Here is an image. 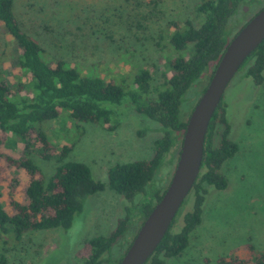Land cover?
I'll return each instance as SVG.
<instances>
[{
    "label": "rangeland",
    "instance_id": "1",
    "mask_svg": "<svg viewBox=\"0 0 264 264\" xmlns=\"http://www.w3.org/2000/svg\"><path fill=\"white\" fill-rule=\"evenodd\" d=\"M203 1L14 0L13 11L23 30L43 48L45 61L65 60L83 73L114 80L127 93L134 85L135 73L142 68L150 71L152 88H163L160 84L171 73L168 60L182 54L168 47L170 22L197 23L196 7ZM263 4L264 0H242L232 15L230 37ZM13 46V39L0 23V78L8 81L17 96L27 97L31 95L30 78L15 64ZM194 97L193 90L185 96L184 118L194 106ZM127 98L125 95L119 105L107 104L113 109L108 122H75L67 111L42 122L40 127L54 152L48 159L34 153L32 159L44 177L54 172L58 164L55 156L63 145L71 148L68 160L85 163L93 178L103 183L109 167L150 159L154 142L162 133L156 121L137 113ZM221 99L226 106L229 137L238 144V151L223 165L228 185L225 189L208 186L202 220L191 233L189 248L180 257L167 258L164 264H215L217 257L226 254L245 257L243 245L247 243L264 253V72L262 83L255 84L252 78L244 77L243 70L238 71ZM222 130L221 126L215 133V143ZM6 136L0 143V154L17 157L23 143L11 133ZM171 156L172 152L166 155L151 189L167 186L174 169ZM6 173L17 172L7 169ZM20 176L25 178L22 173ZM21 189L17 186L16 197L23 201ZM7 192L6 182H0L3 204ZM138 200L137 196L133 203ZM123 204V196L106 185L85 198L82 211L74 215L67 229L36 230L18 240L0 233V254L6 255L8 264H77L84 242L93 236H107L122 215ZM191 207L192 199L187 197L175 230ZM126 232L121 245L105 253L108 260L100 264H113L126 251L130 238Z\"/></svg>",
    "mask_w": 264,
    "mask_h": 264
},
{
    "label": "trees",
    "instance_id": "2",
    "mask_svg": "<svg viewBox=\"0 0 264 264\" xmlns=\"http://www.w3.org/2000/svg\"><path fill=\"white\" fill-rule=\"evenodd\" d=\"M241 2L205 0L196 7L197 23L192 20L183 23L171 21L168 47L182 54L168 60L171 73L160 84L163 88L159 89V85L152 88L151 73L142 68L135 73L134 85L126 93L114 80L83 73L65 60L54 63L45 61L43 48L23 30L16 18L14 0H0V23L14 41L15 64L30 78L31 88V95L17 96L8 81L0 78V143L7 138L6 133H11L23 143L17 157L0 154V182H6L8 189L5 204L1 201L0 193V233L10 234L18 240L22 235L36 230L67 229L74 215L82 211L85 198L107 185L123 196V213L107 236H93L84 242L77 264L107 261L108 258L103 255L121 245L127 230L130 234L128 247L166 188L165 185L151 189V184L170 152L172 156L169 162L172 167L175 166L187 121L182 116L185 96L193 90L194 105L204 91L231 38L232 15ZM240 70H243L244 77L252 78L255 84L262 83L264 40L247 56ZM20 87L18 85V91ZM125 95L137 113L156 121L162 133L154 142L153 156L109 167L107 181L103 183L93 178L85 163L68 160L71 148L63 145L55 156L58 164L54 172L45 178L32 159L34 153L48 159L54 152L53 144L40 127L41 123L57 118L62 111H67L75 122H108L113 109L107 104L119 105ZM225 107V103L220 101L208 124L200 172L187 195L192 199L191 209L185 211L181 226L175 230L186 197L164 237L143 264H164L167 258L180 257L189 248L192 231L201 223L208 186L217 189L227 187L223 165L238 151V144L229 137L230 126ZM221 126L223 130L215 143L214 135ZM173 149H177L176 154ZM7 169L17 173L7 175ZM21 173L25 176L23 180ZM17 186L22 187L23 201L16 197ZM137 196L139 200L134 204ZM243 246L247 256L221 255L216 258L215 264H264L263 252L255 250L249 243ZM124 252L113 264L119 262ZM0 264H8L3 253L0 254Z\"/></svg>",
    "mask_w": 264,
    "mask_h": 264
},
{
    "label": "water",
    "instance_id": "3",
    "mask_svg": "<svg viewBox=\"0 0 264 264\" xmlns=\"http://www.w3.org/2000/svg\"><path fill=\"white\" fill-rule=\"evenodd\" d=\"M264 40V5L230 38L186 121L171 178L117 264H143L154 252L199 172L205 134L228 83Z\"/></svg>",
    "mask_w": 264,
    "mask_h": 264
}]
</instances>
